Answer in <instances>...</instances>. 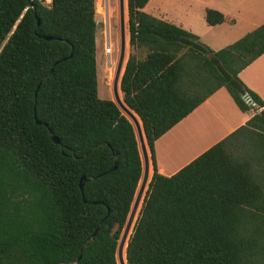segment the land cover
<instances>
[{"label":"trees","instance_id":"obj_1","mask_svg":"<svg viewBox=\"0 0 264 264\" xmlns=\"http://www.w3.org/2000/svg\"><path fill=\"white\" fill-rule=\"evenodd\" d=\"M148 1H126L120 91L153 165L126 263L264 264V102L238 76L264 53V23L212 50ZM95 11L96 0H0V264H117L142 161L132 124L98 95ZM223 20L206 8L208 25ZM221 87L259 110L159 173L155 141Z\"/></svg>","mask_w":264,"mask_h":264},{"label":"crops","instance_id":"obj_2","mask_svg":"<svg viewBox=\"0 0 264 264\" xmlns=\"http://www.w3.org/2000/svg\"><path fill=\"white\" fill-rule=\"evenodd\" d=\"M196 10L183 0L173 6L170 0H149L144 10L172 22L198 36L199 41L218 50L264 23V0H194ZM172 6V9H171ZM206 8L220 11L224 20L214 25L205 21ZM127 57L124 58L123 67ZM241 81L264 102V53L243 68ZM259 110V109H258ZM254 109L241 111L223 87L216 90L185 118L161 135L154 143L157 171L171 175L210 146L241 126L254 114ZM178 148L189 154L182 162ZM191 151V152H189ZM171 154V155H170ZM148 152V179L153 165ZM181 157V156H180Z\"/></svg>","mask_w":264,"mask_h":264},{"label":"rangeland","instance_id":"obj_3","mask_svg":"<svg viewBox=\"0 0 264 264\" xmlns=\"http://www.w3.org/2000/svg\"><path fill=\"white\" fill-rule=\"evenodd\" d=\"M50 1L51 0H42V2L46 5H48ZM183 1H185L187 4H190V6L193 8V11L194 9L196 10V8L194 7V5H196V2L194 0H183ZM178 2L179 0H170L172 6ZM124 13H125V36H126L125 58H126L129 52L128 24H127L128 17L126 10V1H125ZM95 21L102 23L100 27L95 29L98 95L102 99H113L114 96L112 93V81L114 78L115 69L118 63V58L120 53V17H119L118 0H96ZM106 48H107V53H106ZM224 90L227 91L225 88ZM111 95L113 98L111 97ZM187 152L188 151L185 149L178 148L175 154L178 158H181L178 159L179 162H182L185 159V157H187L185 155H183L182 157L181 154L183 153L189 154ZM140 181H141V177L139 179L135 191V195L137 193ZM138 209L135 214L133 223L138 215Z\"/></svg>","mask_w":264,"mask_h":264},{"label":"water","instance_id":"obj_4","mask_svg":"<svg viewBox=\"0 0 264 264\" xmlns=\"http://www.w3.org/2000/svg\"><path fill=\"white\" fill-rule=\"evenodd\" d=\"M125 1L127 0H118L119 4V17H120V53H119V58H118V63L115 69V74L114 78L112 81V93L114 95V99H111L118 107L120 110L121 114H123L129 122L132 124V128L135 133V137L137 140V146L139 149V153L141 156V161H142V175H141V181L137 190V193L135 195V198L132 202V207L130 209V212L128 214L125 226L122 230L121 236L118 241V245L116 248V260L117 264H127L126 263V257H125V251H126V246L128 239L130 237V234L132 233L134 223L133 220L135 218V214L137 212V209L141 207L143 197L145 195L146 189L148 187L149 179H148V151H147V145L145 143L144 139V133H143V128L141 121L137 120L135 117V113L124 103L123 99L121 100L118 95V91H120V79L123 71V63H124V58H125V49H126V36H125V13H124V8H125ZM127 10V6H126ZM37 25L39 24V20H36ZM102 25L101 22H96L95 28H98ZM45 39H50L49 36H45ZM121 93V91H120ZM246 99H248L247 95H244ZM125 113V114H124ZM128 116L131 118V120L128 118ZM137 116V115H136ZM138 117V116H137ZM140 120V119H139ZM36 123H41L39 120L36 119ZM49 133L51 135V139L53 142L58 143V138L54 135H52V131L49 129ZM115 168V166L113 167ZM84 177H81L80 180V188L82 189V182L84 181ZM140 204V207H139ZM138 209V212H139ZM137 218V217H136ZM136 220V219H135ZM98 231V227L95 229L94 233L92 234V238L95 237L96 233ZM130 232V234H129ZM123 252H124V257H123ZM80 257V256H79ZM78 257V259H79Z\"/></svg>","mask_w":264,"mask_h":264},{"label":"bare ground","instance_id":"obj_5","mask_svg":"<svg viewBox=\"0 0 264 264\" xmlns=\"http://www.w3.org/2000/svg\"><path fill=\"white\" fill-rule=\"evenodd\" d=\"M118 95H119V98L122 100V95H121V93H120V91H118ZM114 96V95H113ZM114 99V98H113ZM125 114V113H124ZM135 117L137 118V120L139 121V123H140V120H139V118L135 115ZM128 118L131 120V118L128 116ZM132 121V120H131ZM123 257H124V253H123Z\"/></svg>","mask_w":264,"mask_h":264}]
</instances>
